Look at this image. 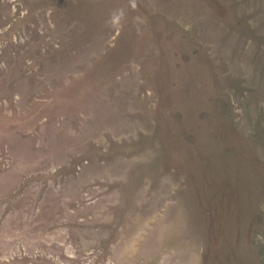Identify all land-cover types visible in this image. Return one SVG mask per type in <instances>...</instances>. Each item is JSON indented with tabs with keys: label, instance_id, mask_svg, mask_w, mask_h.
Instances as JSON below:
<instances>
[{
	"label": "rangeland",
	"instance_id": "obj_1",
	"mask_svg": "<svg viewBox=\"0 0 264 264\" xmlns=\"http://www.w3.org/2000/svg\"><path fill=\"white\" fill-rule=\"evenodd\" d=\"M0 264H264V0H0Z\"/></svg>",
	"mask_w": 264,
	"mask_h": 264
}]
</instances>
